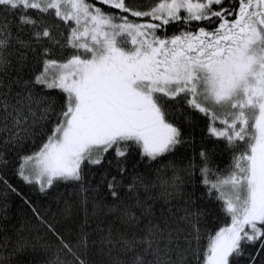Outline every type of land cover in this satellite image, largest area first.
<instances>
[{
  "label": "snow or ice",
  "instance_id": "6c2138e0",
  "mask_svg": "<svg viewBox=\"0 0 264 264\" xmlns=\"http://www.w3.org/2000/svg\"><path fill=\"white\" fill-rule=\"evenodd\" d=\"M98 2L109 10L91 0H0V222L8 218L7 193H15L32 209L38 226L56 237V259L50 264H90L92 253L104 257L103 264H240L241 257L260 264L264 0H153L141 7L129 0ZM173 24L180 31L168 35ZM53 90L63 96L59 109L56 98L45 94ZM193 113L207 118L208 137L232 153L228 167L221 171L202 147L199 164L193 159L180 169L169 162L155 170V180L136 174L125 186L130 150L139 148L149 161L173 154L194 139L178 122L183 115L195 123ZM47 120L54 122L46 140L20 157L16 175L44 195L61 183L75 186L86 217L74 240L66 239L2 171L8 164L5 149L32 139L35 127ZM110 151L117 175L105 173L102 180L118 203V211L109 209L116 220L98 222L89 231L96 210L87 213L92 189L86 169L101 165ZM169 169L172 175L166 176ZM197 171L206 195L219 202L230 223L214 233L202 228L209 213L193 207L191 194L183 215L154 221L148 200L167 202L185 182L181 172L191 182ZM121 187L127 190L124 197ZM71 208L65 200L61 214L70 216ZM144 219L148 222L141 227ZM130 229L136 231L129 235ZM23 240L18 238L14 250H21Z\"/></svg>",
  "mask_w": 264,
  "mask_h": 264
},
{
  "label": "trees",
  "instance_id": "16d2710c",
  "mask_svg": "<svg viewBox=\"0 0 264 264\" xmlns=\"http://www.w3.org/2000/svg\"><path fill=\"white\" fill-rule=\"evenodd\" d=\"M129 2L136 7L147 6L153 3V0H129ZM230 3H236V0H228ZM108 8V6H106ZM183 14V13H182ZM13 17L9 15V21H12ZM139 21V20H137ZM179 25H170L167 29V34L172 35L180 31ZM13 32L16 31L13 27ZM23 35V34H22ZM24 39H27L26 35H23ZM58 59L63 57L57 55ZM15 75V73H13ZM27 78V76L25 77ZM56 98L57 109L63 101V96L58 94L57 91L45 93ZM187 111V110H185ZM191 120L195 123H190L184 119L181 115L179 118V126L181 127L183 134L187 137L189 134L194 138L192 142L186 143L183 146H178L177 150L173 154L165 155L157 161H149L147 158H141V150L133 147L127 157L125 167L127 169L124 176V185L131 183L132 176L140 174L145 176L149 180L156 179L155 170L160 168L161 165L174 163L178 168L183 169L190 160H195L199 164V152L203 147L211 152V160L221 171L226 169L231 162L232 153L226 148L223 142H217L213 138H209L207 134V118L202 114H191ZM54 120L41 121L34 131L36 135L29 140H26L22 145H10L5 149L8 160L7 167L3 168V174L8 181L22 192L23 195L32 202L42 214L46 216L49 222L55 223L59 230L64 233L66 239L75 238L76 229L85 221L86 213L85 209L81 206L80 197L77 194V189L72 184H59L54 189L49 190L48 195H44L39 192L38 187L24 183L17 175L16 169L20 163V157L26 154L38 150L43 141L46 140L45 132H50L53 126ZM112 160V164L108 163ZM107 173L108 177L117 175L116 160L114 153L111 151L106 154L104 161L99 166L93 165L86 169L85 180L91 186L88 193V205L87 213L92 214L93 209L96 210V215L90 220L91 231L95 228L98 222H102L107 225L109 222L116 220V214L109 212L110 208H117L118 203L111 197L106 182L102 180V176ZM172 172L169 169L166 172V176H171ZM181 177L185 181L180 191L176 192L173 196L169 197L168 201L156 199L148 200V204H151L152 211L154 213L152 219L155 221L161 217H168L171 213H175L177 216L183 215L181 210L185 206V201L188 200L189 194H191V200L193 201V207L196 209H203L209 213L201 222V227L214 233L219 227L225 226L230 223L229 217H227L219 208V202L208 198L206 195L205 187L200 183L201 177L199 172H195L191 178V182L188 181L187 175L181 172ZM126 187H121L120 195L124 197L126 195ZM57 194H59V203H57ZM141 198H144L143 190H140ZM152 195L158 196V191L154 190ZM3 197H0V203L3 202ZM67 200L71 205V215L63 216L62 210L64 208V201ZM6 202L8 205V218L0 222V260H8L9 264H50L51 260L56 259V237L51 233H48L45 229L38 226L37 220L33 215L32 209L25 204L15 193H7ZM135 210V209H134ZM137 215L139 212L137 211ZM148 222L144 219L141 227ZM119 228V224L116 225ZM180 227L188 229V226L181 224ZM129 235L136 229L127 230ZM19 237H23V246L21 250H14L13 244ZM37 243V239L41 238ZM95 235L92 239H96ZM47 243L51 245L50 248H44L42 245ZM248 252L255 253V248H247ZM113 255H117L114 251ZM90 264H103L104 257L97 256L94 253L88 257ZM260 264H264V255L259 258ZM240 264H248L247 257L240 258Z\"/></svg>",
  "mask_w": 264,
  "mask_h": 264
},
{
  "label": "rangeland",
  "instance_id": "374dc122",
  "mask_svg": "<svg viewBox=\"0 0 264 264\" xmlns=\"http://www.w3.org/2000/svg\"><path fill=\"white\" fill-rule=\"evenodd\" d=\"M91 2L95 3L97 7H103V9H104L105 11H108V10H109L106 6H102V5L98 2V0H91ZM137 22H143V21L139 20V21H137Z\"/></svg>",
  "mask_w": 264,
  "mask_h": 264
}]
</instances>
